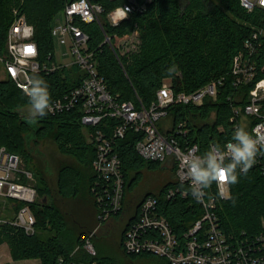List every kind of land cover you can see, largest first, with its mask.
Here are the masks:
<instances>
[{
    "label": "trees",
    "instance_id": "16d2710c",
    "mask_svg": "<svg viewBox=\"0 0 264 264\" xmlns=\"http://www.w3.org/2000/svg\"><path fill=\"white\" fill-rule=\"evenodd\" d=\"M70 1L0 0V54L7 52L8 30L14 20L13 8L17 7L35 27L34 39L39 47L40 61L49 64L56 62L55 40L51 30L57 15ZM93 1L104 7L103 27L113 41L131 31H139V52L122 54L118 51L117 56L110 44L104 42V31L98 23H79L90 36L89 49L94 52L97 69L104 76L110 92L118 94L120 100L136 99L138 94L145 104H150L156 98L166 78L171 79L174 90L179 92L194 90L214 77L228 74L234 55L242 49L243 40L253 26L264 27V9L248 12L240 0H152L146 3L144 11L131 12L129 18L118 25H112L107 14L128 0ZM261 57H264V38ZM173 65L177 66V71L170 74L168 69ZM79 70L77 64L62 65L54 71L33 72L31 76L38 75L47 82L53 101L79 85L81 78L75 76ZM230 79L231 75H228L225 89L216 102L207 101L204 107L177 104L169 108L174 123L188 120L192 127L190 135L204 150L211 142L228 139L232 135L228 122L230 108L225 99L231 89ZM28 106L23 89L10 77L0 79V147L4 146L9 152L19 154L30 166L37 177L35 186L39 195V199L32 203V211L36 216L35 232L27 234L16 226L1 224L0 235L8 239L16 259L40 258L39 264H58L59 258L64 257L63 264H119L113 256L103 254L97 247L96 254L85 249L89 234L95 230L91 237L93 241L100 227L90 229L80 224L69 206V201L79 196L84 187L94 197L92 185L96 178L92 167L95 145L87 140L78 107L56 114L49 112L34 124H29L23 111ZM213 109L217 111L216 118L205 122ZM221 124H224L226 131H217V126ZM51 134L59 150L77 162H62L55 183L51 180L49 160L44 159L41 150L32 146ZM139 137L130 130L116 142L126 177L125 189L130 171L138 169L145 161L135 148ZM37 157L43 159L44 170L37 167ZM262 159L264 164V149ZM137 177L138 172L129 181V186ZM176 182H169L159 193L153 194L163 201V210L181 231L190 222V219L186 220L183 227L180 223L181 217L191 213L187 201L164 199L168 186ZM230 187L231 198L222 201L218 210L224 230L227 233L240 230L253 233L260 230L261 217L264 215V174L261 168L253 165L246 175H240L239 183L230 184ZM148 194L133 199L130 217L121 230L119 248L125 262L157 256L151 253L129 254L123 248L125 231L137 218L140 205ZM94 202L97 205L95 197ZM23 203L19 201L17 208L20 209ZM128 207L129 202L126 203L124 198L123 209L111 219L124 216ZM43 231L52 233L43 238ZM163 264L170 263L164 259Z\"/></svg>",
    "mask_w": 264,
    "mask_h": 264
},
{
    "label": "built area",
    "instance_id": "2783aa9c",
    "mask_svg": "<svg viewBox=\"0 0 264 264\" xmlns=\"http://www.w3.org/2000/svg\"><path fill=\"white\" fill-rule=\"evenodd\" d=\"M151 1L128 0L109 11L107 19L112 25H118L128 19L131 12L144 11L146 3ZM240 2L248 12L264 9V0ZM121 9L128 10L126 17L122 16ZM103 12L104 7L99 2L71 0L61 12V18H56L51 33L54 40L67 45V53L74 57L68 63L58 64L56 61L49 64L40 61L39 47L34 39L35 27L22 12H16L8 30L7 52L0 54L8 77L24 91L33 72L54 71L62 65L73 64L85 71L79 85L52 101L50 113L78 107L81 123L93 128L85 134L87 140L95 145L92 167L96 178L92 192L100 221L96 229L124 207L126 177L116 142L132 130L140 135L135 148L142 159L176 168L177 182L168 186L164 199L186 200L191 213L181 217L182 227L186 220L190 219V222L179 231L177 223H173L163 210V201L154 194H148L140 205L137 218L125 231V252L151 253L166 259L170 264H264V215L261 217V229L256 232L240 230L227 233L218 210L222 201L231 198L230 184L214 183L204 199L197 202L191 196L189 182L184 179L183 159L190 151L202 153L206 149L193 140L188 120L161 122L163 117L170 115L169 108L172 105L204 107L207 101H218L225 89L227 76L231 75V89L225 99L230 108L228 122L232 133L237 126H244L254 136H264V57H261L264 27L253 26L243 40L242 49L234 55L228 74L214 77L194 90L179 92L174 90L171 79L166 78L156 98L150 104H145L138 94L136 99L120 100L118 94L110 92L104 76L99 74L94 52L89 49L90 36L79 23H98L104 31V42L109 43L119 56L112 37L104 30ZM216 115L217 111L213 109L205 122L213 121ZM217 131H226L224 124L218 125ZM231 138L232 135L210 144L224 145ZM262 157L263 149L258 152L254 165L259 166L264 174ZM22 164L23 158L19 154L9 152L4 146L0 147V195L25 203L18 209L16 220L0 217V225L9 224L33 234L36 216L29 204L36 202L39 195L35 184L31 182L34 179L33 172L22 168ZM93 234H89L84 247L91 254H96L91 240ZM63 263L64 257H60L58 264ZM0 264H17L5 256L2 247Z\"/></svg>",
    "mask_w": 264,
    "mask_h": 264
},
{
    "label": "rangeland",
    "instance_id": "374dc122",
    "mask_svg": "<svg viewBox=\"0 0 264 264\" xmlns=\"http://www.w3.org/2000/svg\"><path fill=\"white\" fill-rule=\"evenodd\" d=\"M16 12L21 11L19 10V8L14 7V18L16 16ZM61 16L62 13L60 12L57 17L61 18ZM55 23L56 21L54 22V24ZM114 44L116 46V51H120V53L122 54L139 52L141 44L140 33L138 30L131 31L115 40ZM67 52V45L61 44L57 40H55V55L58 64H65L74 60V57ZM84 75L85 71L83 69H80L78 72L75 73V76L77 78H81ZM7 77L8 75L5 63L0 60V79H5ZM27 108L28 107H26L25 110ZM24 114H26V111H24ZM171 120L172 115L170 114L169 116L163 117L161 119V122H171ZM92 130L93 128L91 126L83 125L84 132H91ZM36 143V145L32 144V146L37 147L39 150H41L44 154V159L49 160L52 171V183L56 182L58 170L61 164L66 163V161L77 163L72 156L66 155L59 150V146L55 142V139L52 134L49 135L47 138L40 140ZM36 159H38L37 167L40 170H44L45 163L43 162V159L41 157H37ZM22 168L30 170V166L28 167L25 161H23ZM136 172H138V177L133 181V184L129 186V181H131V178L135 176ZM128 180V185H126L125 189V199L126 203L129 202L128 209L130 211L134 203L133 199L136 196H143L148 193H159L169 182H174L177 180V172L175 167H171L167 164L156 165L152 164V162L145 160L143 164L138 167V169L130 171V176ZM31 182L33 184L37 183V177L35 176V174L34 179L31 180ZM18 202L19 201L16 199L0 195V217L11 221L16 220L18 212ZM69 202L70 209H72L80 224L90 229H94L99 226V209L94 202V197L88 192L87 188L84 187L83 192H81L79 196L74 197ZM29 205L31 209H33L32 204ZM126 218L127 216L124 215L119 219H111L108 222L103 223L100 227L98 234L93 238L92 241L95 248L97 247V249L103 252V254L113 256L119 264H163L164 259L160 256H155L147 259L145 258L132 263L125 262V260H123L124 257L121 256L122 254L120 253L121 250L119 248V242L121 239V230L124 224L126 223ZM93 232H95V230ZM51 233L52 232L50 231H43L41 233V236L43 238H47ZM0 247H2V249L4 250L5 256H8L17 264H39L41 262L40 258H14L11 252L9 241L5 238V236H3V234L2 236L0 235Z\"/></svg>",
    "mask_w": 264,
    "mask_h": 264
},
{
    "label": "clouds",
    "instance_id": "9594fccd",
    "mask_svg": "<svg viewBox=\"0 0 264 264\" xmlns=\"http://www.w3.org/2000/svg\"><path fill=\"white\" fill-rule=\"evenodd\" d=\"M126 17V9H121ZM177 66L168 69L175 74ZM25 95L28 98V108L25 119L34 124L39 118L48 115L53 109L52 97L47 82L33 75L27 81ZM264 149V136L256 137L244 126H237L232 138L224 145L213 143L202 153L190 151L184 156V179L190 184L191 196L201 202L213 183H239L241 174L246 175L255 163L257 154ZM223 175L224 179H221Z\"/></svg>",
    "mask_w": 264,
    "mask_h": 264
},
{
    "label": "flooded vegetation",
    "instance_id": "af4514ba",
    "mask_svg": "<svg viewBox=\"0 0 264 264\" xmlns=\"http://www.w3.org/2000/svg\"><path fill=\"white\" fill-rule=\"evenodd\" d=\"M126 212H127V213L125 214V215L127 216L126 220H128L129 217H130L131 210L129 211V209H128V211H126Z\"/></svg>",
    "mask_w": 264,
    "mask_h": 264
},
{
    "label": "water",
    "instance_id": "95a60500",
    "mask_svg": "<svg viewBox=\"0 0 264 264\" xmlns=\"http://www.w3.org/2000/svg\"><path fill=\"white\" fill-rule=\"evenodd\" d=\"M46 201H47V198L45 197V198H44V202H46Z\"/></svg>",
    "mask_w": 264,
    "mask_h": 264
},
{
    "label": "snow or ice",
    "instance_id": "6c2138e0",
    "mask_svg": "<svg viewBox=\"0 0 264 264\" xmlns=\"http://www.w3.org/2000/svg\"><path fill=\"white\" fill-rule=\"evenodd\" d=\"M221 179H224L223 175H221Z\"/></svg>",
    "mask_w": 264,
    "mask_h": 264
}]
</instances>
